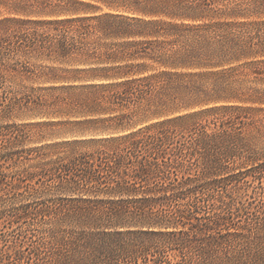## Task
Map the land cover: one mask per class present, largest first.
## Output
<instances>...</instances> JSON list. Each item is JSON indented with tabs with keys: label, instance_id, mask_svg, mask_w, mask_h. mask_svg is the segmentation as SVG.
<instances>
[{
	"label": "trees",
	"instance_id": "trees-1",
	"mask_svg": "<svg viewBox=\"0 0 264 264\" xmlns=\"http://www.w3.org/2000/svg\"><path fill=\"white\" fill-rule=\"evenodd\" d=\"M95 1L113 9L112 0ZM125 1L101 16L0 20L3 32L8 24L33 26L0 38V65L24 81L79 83L70 87L93 94L87 111L97 117L80 124L109 132L67 143L93 151L47 169L45 178L56 177L54 188L67 196L36 211L34 255L90 264L101 261L80 249L100 245L113 262L264 264V159L241 144L236 123L248 109L233 105L245 99L234 87L239 70L264 62V0ZM49 6L20 0L15 11L29 16ZM53 25L57 34L36 29ZM109 39L117 42L101 50ZM28 57L67 69L20 67ZM229 114L211 132L193 123ZM8 150L0 145V188L11 182L17 190L23 179L3 169L13 159ZM231 184L261 198L253 218L237 220L247 206L226 201ZM17 208L14 216L30 217L28 204Z\"/></svg>",
	"mask_w": 264,
	"mask_h": 264
},
{
	"label": "rangeland",
	"instance_id": "rangeland-1",
	"mask_svg": "<svg viewBox=\"0 0 264 264\" xmlns=\"http://www.w3.org/2000/svg\"><path fill=\"white\" fill-rule=\"evenodd\" d=\"M19 1L0 0V20L10 18L62 21L94 17L108 12L114 13V6H125L126 4L125 0H112V9L95 0H77L93 6V8H87L78 3L67 2V0H33L48 2L50 6L43 13H39L41 9L33 8L30 15L27 16L29 13L21 14L19 11L18 13L15 11ZM73 12H77V14ZM90 23L94 24L96 21H90ZM55 28L56 26L53 25L41 26L36 29L40 33L57 34L58 30ZM20 30L21 32H25V30L30 32L33 30V26L20 27L8 24L5 32H3V27L0 28V38L5 34L9 35ZM262 32L264 33V27ZM116 42L115 39L105 40L101 42L99 46L102 47L99 48L103 50L104 47H113ZM4 51L6 52V49ZM260 60L264 61V57ZM19 62V66L28 68L42 65L67 69L65 64L45 62L31 57L20 59ZM239 72L241 73L240 81L234 84V87L239 88L245 99L242 102H234L233 105L241 109H248V111L239 115L240 121L236 123V126L244 149L257 156L258 162L264 159V62L241 68ZM72 85L80 84L54 83L43 80L24 81L15 71L0 65V145H5L9 152L14 153L13 159L5 163L3 169L15 179H23L17 190L11 188V182L0 188V197L5 200L4 204H0V210H5L3 218L0 219V264H19L21 262L47 264L34 255L40 238L39 231H37L38 216L35 213L45 205H52L50 201L54 202L67 196L54 188L56 177L48 180L45 178L47 169L55 161L66 163L73 157L93 151L88 145H66L67 143L105 138L109 134V132L95 131L93 128H98L94 127L100 126L98 124H80L82 121L97 118L87 111V102H90L88 98H92L93 94L81 88H71ZM216 117L218 118L215 119V116L210 115L198 118L193 123L197 126H205V129L211 132L214 129H219L220 122L229 119L230 114L225 117ZM226 190L224 193L226 201L231 199L234 203L242 202L247 206L246 211L240 213L237 220H244L247 216L253 218L256 212L262 209L260 208V197L251 196L250 198L247 195L250 194L248 186L231 184ZM219 192L223 193V191ZM215 196H217V192H215ZM94 197L91 196V198ZM96 198H104V195L97 194ZM23 204L29 205L30 217H26L27 215L25 217L14 216V210ZM80 250L93 252L92 256H95L97 261H101L90 262V264H131L130 262H113L109 250H102L100 245H96L95 249L91 248L90 250L83 246ZM107 259L112 262H105ZM68 263L72 262H64V264ZM137 264H142V262H137Z\"/></svg>",
	"mask_w": 264,
	"mask_h": 264
}]
</instances>
